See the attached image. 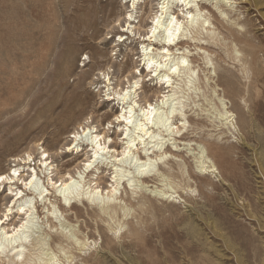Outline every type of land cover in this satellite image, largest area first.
Masks as SVG:
<instances>
[{"label":"rangeland","instance_id":"1","mask_svg":"<svg viewBox=\"0 0 264 264\" xmlns=\"http://www.w3.org/2000/svg\"><path fill=\"white\" fill-rule=\"evenodd\" d=\"M227 2L230 6V1ZM233 2L230 7H223L228 15L226 22L219 23L222 18L212 12L216 33H222L220 39L229 37L223 24L229 26L240 20L243 29L250 31L248 36L257 34L261 40L254 38L252 43L258 60L250 76L261 74L264 72V30H261L264 0ZM130 6L129 0H0V176L12 175L17 170L28 178L35 169L39 187L44 186L50 192L43 201L38 191H24L25 198L16 205L15 218L12 217L10 224L18 225L22 219L16 212L19 205L34 201L36 219L30 229L31 239H46L55 248L56 236L75 231L87 243L85 251L76 254L72 264H264V82L252 87H229V95L224 94L216 83V76L221 74L218 67L235 69L238 64L232 57L227 58L230 54L227 48L213 45L214 41L202 46L214 60L216 69L212 68L211 72L205 68L208 61L195 49L199 42L183 43V46L189 43L187 50L194 54L190 60L196 61L193 68L197 91L177 90V96L185 98L190 120V134L181 139L192 146L178 145L182 149L175 153L178 161L172 158L174 163L160 165L162 174L168 175L171 169L179 174V181H189L190 189L181 191V198L167 200L156 196L154 189L161 185V179L156 177L157 184L149 183V187L146 183L144 187L141 180L136 188H130L128 182L122 183L115 196L117 200L106 203L104 209L103 204L100 207L86 200H73L76 207L70 210L62 206V196L52 189L50 179L60 184L69 172L81 170L93 155L86 147L79 154L68 152L74 141L70 137L78 128L86 126L104 133L121 113V107L114 105L116 102H106L108 94L113 92L108 91L110 86L114 90H127L141 78L139 85L143 88L137 96L143 107L145 101L154 103L168 91L150 80L143 65L142 47L150 44L143 40L153 25L157 6L149 0L134 10ZM207 6L212 11L213 6ZM129 13L133 14L134 22L130 31L124 32ZM246 18L250 23L244 21ZM121 36L128 39L119 42ZM230 42L227 39L232 47ZM235 71L238 76L247 77L241 70ZM178 85L183 86L180 82ZM73 95L85 102V111L76 120L68 119L62 108V102ZM231 100L236 107H231ZM223 101L229 110L236 112L237 129L233 131L218 120ZM200 125L205 126L202 135L198 134ZM115 128L116 124L109 136L119 145H110L120 152L119 140L124 136ZM216 139L233 146L227 159L212 151L213 160L224 176L222 182L221 174L203 178L197 173L199 164L193 155L199 146L205 148L207 142ZM28 154L31 159L25 166L21 159H27ZM47 155L52 164L49 168L40 167ZM15 158L19 162L13 161ZM102 159L95 165L96 169L93 167L84 175L82 185L101 183L107 190L103 195L108 202L106 194L114 170L111 160ZM20 184L18 190H24ZM10 188V184L1 185L0 179V217L14 204L9 196ZM107 205L116 206L117 214H106ZM126 207L129 211L124 216ZM54 210L57 212L52 214Z\"/></svg>","mask_w":264,"mask_h":264},{"label":"bare ground","instance_id":"2","mask_svg":"<svg viewBox=\"0 0 264 264\" xmlns=\"http://www.w3.org/2000/svg\"><path fill=\"white\" fill-rule=\"evenodd\" d=\"M221 1L222 0H216L214 4V0H149L150 3H155L157 11L152 17L153 25L149 29L150 31H148L147 37L143 40V42L150 43L142 47L144 54V59H142L145 62L143 65L147 68L146 70L149 71L150 80L153 82L156 81L160 89H166V91H168L160 95L154 103L152 100V103L149 100H144L146 104L143 107L142 104L139 103L140 98L137 96L138 91L143 88V86L139 85L141 78L134 83V86H129L127 90H123L122 88L120 90H114L113 87L110 88L109 82L108 85L110 87L108 91L112 90L113 92L108 94L106 102H116L114 105L121 107V113L117 115L116 118L114 116V122L111 123V127L108 128V131L104 133H99L97 130L94 131V129L82 126L81 130H79L81 128L79 127L78 131L70 137L74 141L69 146L68 152H83L86 147V149H90V151L93 152V155L88 159L87 163L83 165L81 170L79 168V171L76 173L69 172L61 179L60 184L58 182L52 183L53 180L50 179L52 189L60 194L59 197L62 196V206H67L72 210L73 207H76L72 205L73 200H75V202L86 200L94 206L101 207L103 204L102 209H104L106 203H111V200H117L115 196H117V191L122 183L128 182L130 188H136L138 187L137 183H140L141 180L143 181V186L144 183H146L148 184L147 187H149V183H153V185L157 184L155 183L156 177L161 179L159 180L161 185H157L154 189L155 191H153L155 194L158 193L156 196L162 199L181 198L180 192L190 189L188 185L189 181H179V174L172 173L173 171L171 172V169H169L168 175H164L160 172V165L167 166V163H174L172 158L176 160L179 158L175 153L182 150L179 148L180 145L192 146L191 144H186V142H184L185 140L181 139L189 132L190 120L187 114L189 111L186 109L185 98L178 97L177 90H180V93L183 92L184 89L190 92L194 88L197 91L194 80L196 69L195 67L193 68V63L196 61L190 60L194 54L191 53L192 51L187 50L189 43H185L184 46L183 43L188 41L199 42V45H195V49L198 50L197 53L199 55L204 56V59L208 61L205 66L206 71H210L212 68L215 70L216 67H213L214 60L211 58V53L202 46L205 44L209 45L210 41H214L213 45H220L227 48V51L230 52L227 58L232 57V60L238 64L235 69H237V71L241 70L247 77L238 76L235 69L223 66L218 67L221 74L216 76V83L219 87H222V92L224 94L229 95L227 90L229 87H252L259 82H264V72L261 74L253 73L252 76H250V71L253 70V65L258 60L256 46L252 43V40L254 38L261 40L260 37L257 36V34L248 36L250 31H245V29H243L240 20L229 26L223 24L229 31V37L224 36L223 39H220L221 32L217 35L216 31L218 28H216L213 23L212 18L214 15H212V12H217L222 18V21L219 23H223V21L226 22L228 15L223 10V7H230L232 4H235L233 0H226V2ZM227 1H230V6H228ZM129 2L131 4L130 7L134 10L138 8L140 4H144L145 0H129ZM244 2L245 1H242V3ZM207 4L213 6L212 11L208 9ZM129 14L130 15L126 17L127 23L129 24L127 29L123 30L124 32H129L132 26L131 22H134L133 14ZM244 21L250 23L249 18L244 19ZM250 26L253 27V25ZM261 30H264V28H261ZM193 33H195L194 36H192ZM126 39L128 38L121 36L119 42L123 43ZM227 39L231 40L230 44L232 47L227 43ZM242 44H245L248 48ZM181 45L183 48H181ZM262 52L264 54V51ZM251 72H254V70ZM106 76L109 77V75ZM108 81H110L109 78ZM179 82L183 84L182 87L178 85ZM165 93L168 94L166 95ZM155 97L157 96L155 95ZM225 103L226 102L223 101V111L221 110L219 112L220 119L218 120L221 121V124L224 123L229 131H233L236 128L234 122L236 112L229 110L230 107H226ZM231 104V107H236V104L232 100ZM84 105L85 102L83 98L75 95L68 96L65 101L62 102L63 112L67 114V118L75 120L77 116L82 115L85 111ZM115 124L117 128L121 130V135L124 136L122 139H118L122 144L120 145L122 146V151L120 152L110 145V143L115 144L116 147L119 145V143L110 139L109 136L110 129ZM204 129L205 126L200 125L198 130L201 132L198 134L202 135V133L205 132ZM84 138H86V141H83ZM200 138H202V136H200ZM216 140L207 142V148L205 147L207 151H205L204 146H199L198 152L193 155L196 156L195 159H197V163L199 164L197 166V173L203 175V178L221 174L222 178L220 182H222L224 176L220 170V166L213 160L212 151H215V153L219 154L223 159H227L231 157L229 148L233 149V146L222 144ZM167 146L173 147L168 150ZM194 150L195 149H193V151ZM49 156L50 155H47L44 160H41L40 167L41 165H43L44 168L50 167L52 163H49ZM103 157H106V160H111V170H114L112 173L113 177L111 176L112 184L110 183V190L106 194L108 202H105L103 195L105 189L101 187V183L96 182L93 186L91 184L82 185L84 175L89 173L93 167L96 169V164L99 163V160L103 161ZM16 159L17 158L13 161H16ZM30 159L31 156L28 154L27 159H21V161L27 166ZM17 161L19 162V159H17ZM32 161H34V159ZM117 163L127 164L128 166L121 167L119 164L117 165ZM14 171L15 173H12V175L9 174L7 176L3 174L0 176L1 185L10 184L11 188L12 186L15 187V189L10 188L9 190V196L13 199L14 204L4 217H0V264H72L77 257L76 254L85 251L88 246L87 243L79 238L75 231H73L71 235L62 233L61 236H56L55 248L48 243L46 239L39 237H37V239H31L33 236L30 235V229L34 227L33 225L36 219L33 211L37 203L34 204V201H26V203L19 205L16 212L22 219L18 225L10 224L15 214L14 209L16 205L25 198L24 191L29 190L31 192L32 189L38 191V195L43 198V201L50 194L49 189H44V186L41 188L39 187L40 180L38 179V173H36L37 171L35 172V169L32 170L28 178L25 177V174H18L17 170ZM15 175L18 177L17 179H15ZM99 177L100 176L97 178L99 179ZM146 179H148L149 182H147ZM20 182V186L24 187V190L21 191L18 190ZM150 187L152 188L153 186ZM195 190H193L192 193L195 192ZM106 191L107 190H105V192ZM55 207L56 206L53 205V208ZM107 207L106 214H117L116 206L107 205ZM128 211L129 208H124L123 215L126 216ZM55 212H57V210H54L52 214H55ZM64 241L66 244H64Z\"/></svg>","mask_w":264,"mask_h":264}]
</instances>
